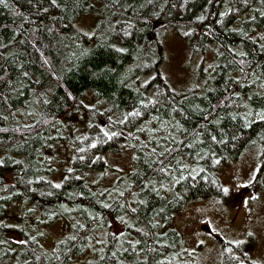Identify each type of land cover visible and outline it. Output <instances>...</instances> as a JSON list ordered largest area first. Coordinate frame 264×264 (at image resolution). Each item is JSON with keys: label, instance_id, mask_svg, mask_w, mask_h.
<instances>
[{"label": "trees", "instance_id": "1", "mask_svg": "<svg viewBox=\"0 0 264 264\" xmlns=\"http://www.w3.org/2000/svg\"><path fill=\"white\" fill-rule=\"evenodd\" d=\"M171 32L199 58L190 88L162 74ZM254 146L261 172L264 0H0V264H186L174 214L224 197L220 167ZM241 246L222 264H256Z\"/></svg>", "mask_w": 264, "mask_h": 264}, {"label": "rangeland", "instance_id": "2", "mask_svg": "<svg viewBox=\"0 0 264 264\" xmlns=\"http://www.w3.org/2000/svg\"><path fill=\"white\" fill-rule=\"evenodd\" d=\"M90 25V19L83 17L81 26L89 28ZM165 51L166 63L162 66V74L173 87L190 88L197 84L195 73L199 58L192 56L187 42L176 32H171L165 38ZM93 102L88 97L86 104ZM82 120L86 121L84 111L69 118V122L77 123L79 129L83 128ZM64 144L59 149V155L67 162L71 146L70 143ZM105 156L110 168L106 177L108 182L103 186L133 169L131 151H108ZM69 166L70 161L67 166L61 167V171L64 173ZM259 167L258 148L254 146L238 159L220 167L219 177L226 190L224 197L189 200L174 214L172 226L182 235L183 248L190 252L183 259L184 263L222 264L223 253L232 254L233 248L242 244L241 248L252 263L264 264V170L259 172ZM203 226H207L208 230H204ZM68 233V224L63 220L57 221L46 230L48 241L44 246L49 248L54 239Z\"/></svg>", "mask_w": 264, "mask_h": 264}, {"label": "water", "instance_id": "3", "mask_svg": "<svg viewBox=\"0 0 264 264\" xmlns=\"http://www.w3.org/2000/svg\"><path fill=\"white\" fill-rule=\"evenodd\" d=\"M161 26H163V23H162V22H157V21H155V22L153 23V27H161ZM203 229H204V230H208V227H207V226H203ZM221 243H222V241H221Z\"/></svg>", "mask_w": 264, "mask_h": 264}]
</instances>
